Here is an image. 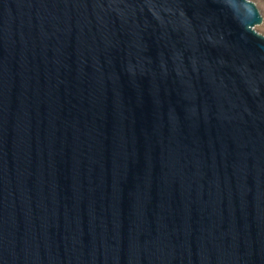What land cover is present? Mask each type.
Wrapping results in <instances>:
<instances>
[{"label":"water","instance_id":"water-1","mask_svg":"<svg viewBox=\"0 0 264 264\" xmlns=\"http://www.w3.org/2000/svg\"><path fill=\"white\" fill-rule=\"evenodd\" d=\"M260 21L0 0V264H264Z\"/></svg>","mask_w":264,"mask_h":264},{"label":"rangeland","instance_id":"rangeland-1","mask_svg":"<svg viewBox=\"0 0 264 264\" xmlns=\"http://www.w3.org/2000/svg\"><path fill=\"white\" fill-rule=\"evenodd\" d=\"M251 2H253V4L255 5L260 17H261V21L259 24L254 26V29L264 35V0H249Z\"/></svg>","mask_w":264,"mask_h":264}]
</instances>
